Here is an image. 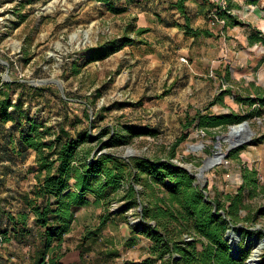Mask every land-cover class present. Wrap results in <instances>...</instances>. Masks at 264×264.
Masks as SVG:
<instances>
[{"label": "rangeland", "instance_id": "rangeland-1", "mask_svg": "<svg viewBox=\"0 0 264 264\" xmlns=\"http://www.w3.org/2000/svg\"><path fill=\"white\" fill-rule=\"evenodd\" d=\"M173 1L0 0V84L15 80L42 86L32 89L16 82L11 97L12 101L20 100L22 111L49 125L52 132L57 131L60 123L71 130L85 127L88 123L90 125V121L83 116V109L87 107L94 117L93 125L89 127L93 135H98L104 127L115 126L119 129L129 123L133 125L132 130H121L125 141L105 146L104 150L116 151L122 157L138 154L153 160L155 156L161 157V160L172 163L191 164L197 171L205 157L213 151L215 136L227 131L229 123L211 127L207 133L203 129L205 133L202 135L200 128L194 124L185 128L184 120L194 114L197 107L203 111L209 107L212 113L250 111L253 105L239 102L211 104L215 87H227L231 83L224 78L226 73L220 77L216 71L218 67L221 70L229 65L234 67V88L242 83L246 85L251 80L264 83V62L260 61L264 55V45H249L243 40L241 35L246 24L237 22V19H251L257 4L253 7L255 3L249 4V0H236L239 6L231 4L228 10L234 16L233 24L224 29L225 19L218 18L224 30V48L228 46L229 50L220 57L222 61L216 67L206 71L197 62L200 55L197 47L204 43L203 37H187L182 32L179 22L184 24L185 19ZM196 1H186L189 13ZM258 5L263 7V4ZM207 12L204 15L199 11L196 18L190 17L191 22L196 21V25L213 23ZM261 17L253 21L264 29V24L260 23ZM127 23L146 30L141 33L129 30L126 33ZM124 34L132 38L130 43L105 56L90 59L89 46ZM201 57L205 58L202 54ZM49 77L57 79L59 83L31 82ZM97 90L100 92L95 94ZM8 109L13 108L10 106ZM76 118L79 122L75 121ZM248 119L254 130L251 142L230 149L224 158L226 160L222 159L204 171V188L208 198L218 191L236 190L242 182L239 177L241 165L252 167L255 164L260 171L261 167L264 168V141L257 140L264 133V106L258 115L249 116ZM25 121L24 116L20 120L10 118L0 133V259L5 264H34L37 249L42 244L39 242V229L42 228L36 225L32 209H26L25 219V226L33 225V230L36 229L38 234L31 249L24 247V238L15 236L9 220V214L18 215L23 209V195L30 193L35 181V171L31 170L34 152L27 150L20 155L15 151L18 132ZM135 129L142 133H135ZM148 129L153 130L154 134L145 132ZM109 133L104 132L102 139H107ZM183 134L171 156L170 147ZM100 141L94 138L91 143L96 146ZM4 142H7V153H3ZM226 146L227 142L222 141L220 149L225 151ZM262 174L264 176V172ZM252 201L255 205L264 206V198L256 197ZM118 205L117 201H113L109 209L116 210ZM98 209L97 205H90L78 211L72 230L64 234L63 247L67 248L64 261L74 263L83 259L90 263L107 264L102 261L100 253L105 246L101 239L92 244L89 240L84 241L81 235L86 226L96 223ZM137 209L134 208V211ZM132 212L133 208L126 211L127 221L135 222L137 217ZM240 212L242 215L244 210ZM116 220V224L108 223L104 232L116 233L114 236L119 238L125 232V226L122 218ZM238 223L241 228L239 249L248 256L254 244L252 237L257 234L264 239V214L255 221L240 219L234 224ZM254 226L256 228L252 229ZM117 228L119 232H112ZM119 249H122L121 245ZM263 250L264 247L260 250V256ZM140 253L141 248L137 244L132 254L140 256Z\"/></svg>", "mask_w": 264, "mask_h": 264}, {"label": "trees", "instance_id": "trees-1", "mask_svg": "<svg viewBox=\"0 0 264 264\" xmlns=\"http://www.w3.org/2000/svg\"><path fill=\"white\" fill-rule=\"evenodd\" d=\"M186 1H173V5L185 19L184 24H178L188 34L204 31L209 33L208 29L190 24L191 16ZM230 5V0H227L225 8L218 6L216 11L218 18L225 19L226 23L234 20V16L228 11ZM125 30L126 33L129 30L141 33L146 28H134L127 23ZM249 38L251 42H264L261 31L252 32ZM131 41L132 38L124 34L96 46H89V57L95 59L105 56ZM75 64L73 66L76 69ZM16 82L32 89L42 86L15 80L0 84V133L8 119L14 117L20 120L24 116L26 121L18 132L15 151L20 155L27 150L34 152L31 170L35 171V181L30 193L23 195V209L18 215L9 214V220L15 236L29 239L36 234L33 225L25 226L26 209H32L36 225L42 228V244L35 264H61L60 245L63 234L70 229L74 207L88 204L91 196L96 203H102L103 209H107L101 214L95 231L108 220L111 214L109 206L113 201L123 200L125 206L139 207L133 212L137 220L127 222L133 230L145 233L151 244L149 255L138 264H246L247 256L244 251H239L238 257L231 253L232 248L225 232L240 219L255 221L264 214V206L255 205L252 201L256 197L264 198V184L260 182L259 172L255 167L241 165L242 182L236 190L218 191L208 200L205 198L206 192L194 184L193 177L176 163L156 156L153 160L140 154L122 157L116 151L103 149L125 141L121 130H132V124L119 129L115 126L104 127L98 135H93L89 132V127L93 125L94 117L85 107L83 116L90 121V125L88 123L85 127L71 130L60 123L57 131L52 132L49 125L22 111L20 100L12 101L11 93ZM243 90L235 94V99L251 107L253 105L250 111L212 113L198 108L194 114L186 117L183 126L187 128L194 124L207 133L211 127L258 115L264 106V87H256L253 91ZM227 91L231 89L218 92L211 104L222 101V96ZM98 92L100 91L97 90L95 94ZM10 106L13 109H8ZM75 121L79 122V119L76 118ZM107 131L110 132L108 138L102 139L103 133ZM145 132L154 134L150 129ZM135 133L142 132L135 129ZM183 136L184 134L179 136L170 147L171 156ZM94 138L101 140L96 146L91 143ZM257 140L264 141V133ZM6 143L2 145L3 153L8 150ZM98 145L101 149H97ZM122 206H118L116 211L123 212ZM242 210L244 213L241 215ZM130 263L136 264L132 261ZM258 264H264V250Z\"/></svg>", "mask_w": 264, "mask_h": 264}, {"label": "crops", "instance_id": "crops-1", "mask_svg": "<svg viewBox=\"0 0 264 264\" xmlns=\"http://www.w3.org/2000/svg\"><path fill=\"white\" fill-rule=\"evenodd\" d=\"M205 1L197 0L196 5L191 8L190 16L191 17L193 16V19L196 18V15L199 13V11H202V14L205 15L206 12L211 8L212 2L210 0H208V1L205 0ZM249 1L251 2L249 4L255 3L253 5V7L257 4V8L255 9V12L253 13V16L251 19H247V21L237 19V22L246 24V25H244V26H246V29H244V32L241 35L242 39L246 40L249 45H253L255 43H261L262 45H264V42H262V41L251 42L250 38H249L250 34L252 32H255V31H261L264 34V29H262V27L258 26L257 23L255 24L253 21V20H256L258 17L262 16L261 17L262 22H260V23L264 24V18H263L264 0H249ZM241 2H242V0H241ZM230 3L232 5L237 6V7L240 4L239 1H236V0H230ZM258 4H260V5L263 4V7H260ZM252 9H254V8H252ZM259 9L261 10L260 13L258 12ZM195 22L196 21L193 20V22H190V24L193 27H198L201 29H208L209 33H206L204 31V32H201L199 34H188L184 31V29L181 26L180 27L182 29V32L187 34L186 35L187 37L196 38V37H199L200 35L203 37L204 43H201V45H199L197 47V51L200 53L199 58L197 59L198 60L197 62H198V64L201 65L202 68H205V70L208 71L210 68L216 67L217 64H219V62L222 61V59L220 57L225 53V51L229 50V47L226 46V49L224 48L225 44H226L224 41H222V36H224V35H222V32L224 30L221 28V23L218 22V20H215L213 23H207L205 25L204 24L196 25L197 23H195ZM179 23L182 24L181 21ZM232 24H233V22H227L225 27H223V28L224 29L229 28ZM235 38H238V36H236ZM232 48H234V46ZM201 54L204 55L205 58H202ZM260 61L264 62V55L260 59ZM223 66H225V65H223ZM233 68L234 67L229 65V66H225V68L222 70H221V68L218 67V70L216 71L217 74L220 75V77L222 75H223L222 77H224V73H226V76L224 78H226L227 80H229L231 82L227 87H224V86L215 87L216 89L222 88V90H225L227 88L231 89V91H227L226 93H224L222 96V101H218V102L226 103V102L232 101V102L237 103V102H239L235 99V94L237 92L244 91L243 89L253 91V89L256 87H264V83H259V82L251 80V81L247 82L246 85H244L242 83L238 87L234 88V85L232 84V82H235V80H232V76H234V74L232 73ZM215 90L212 93L213 98L217 95L218 92L222 91V90H219V91H215ZM218 102H216V103H218ZM239 103H241V102H239ZM197 108H199V107H197ZM205 108H206L205 110L210 109L209 107H205ZM199 109L203 110L202 108H199ZM232 111H234L236 113H241V112H238L235 110H232ZM251 166L255 167L258 170L259 179H260V177L262 178V182H261V179H260V182L262 184H264V176L262 174V172H264V168L261 167V171H260V168L257 167L255 164H253ZM260 173H261V175H260ZM240 176H241V171L239 172V177ZM240 179H242V176L240 177ZM117 202L119 204L118 206H120L121 204L123 205L121 207V209H123V212H121L119 210H117V211L111 210V212H110L111 214H110L108 220L95 231L96 227L99 224V219L101 217V214L104 212V209H103L102 203H96L94 201V198L91 196L90 202L88 204L74 207V218L71 221L70 229L67 232H65L64 234H68L72 230L73 221L78 218V211L81 208H85V207H88L90 205H93V206L97 205L99 207V209L97 211L96 223H94L91 226H86L85 229L82 230L81 235H82L83 240L84 241L89 240V243L91 242L93 244L97 240L101 239V242H103V244L105 246L103 247V249L100 250V253H101V256L103 258L102 261L107 263V264H113V263L131 264L130 263L131 261L138 264L146 256L149 255V252H150L149 246L151 244V240L145 233L139 231L138 229L133 230L127 222L128 218H127L126 211L129 208H133V212H134V208H137L138 206H125L123 200H120ZM133 212H132V214H133ZM117 218H122L123 219L122 224L125 226V232L121 236H119V238L117 237V235L114 236V234H116V233L109 234L108 232L107 233L104 232V228L106 227V225H108V223L116 224ZM35 228H37V227H35ZM117 230H118V228L114 229V231H112V232H115ZM33 231H36V229H34ZM39 231H40V229H39ZM117 232H119V230ZM64 234H63V239H62L61 245H60V250L62 253V255L60 257L61 264H68V263H72V264H97V263H92V262L90 263V262H88V260L85 261L83 259H80L79 261H75L74 263L64 261L65 254L67 252V248L63 247V243L65 240ZM36 237H38L37 232L33 237H31L29 239H25L26 242H24V243H26V244L24 247H26L28 249H31V247L33 248V246H34L33 242L35 240H37ZM40 241L41 240L39 239V242ZM137 244H139L140 248H141L140 256H136V255L132 254V249ZM120 245L122 246V249H119ZM39 248H40V245L37 249L38 250L37 256L35 255V252H34L35 260L37 259V257L40 254ZM89 250H90V247H89ZM1 263H5V261L1 260ZM34 264H35V262H34Z\"/></svg>", "mask_w": 264, "mask_h": 264}, {"label": "water", "instance_id": "water-1", "mask_svg": "<svg viewBox=\"0 0 264 264\" xmlns=\"http://www.w3.org/2000/svg\"><path fill=\"white\" fill-rule=\"evenodd\" d=\"M49 81L59 83V81L53 77H49V78H45V79H37V80L31 81V82L43 83V82H49ZM234 126H240L239 129H241L243 127L244 132L239 134V129H238V130H236L235 135L232 138H229L227 133H229L230 130ZM253 133H254V130L251 128V125H250L248 118H244L240 121L230 123V124H228V130L226 133L221 132L215 136L216 139L213 142L214 149L211 152V154L209 156H206L205 159L203 160L204 163L206 160H208L209 163L207 162L206 166H202V165H204V163H203L201 166L198 167L197 171H194V169L192 168L193 166L191 164H184V163H176V164L178 166H181L183 169H185L191 176H194L195 179L193 180V183L199 184V187L201 189H203L204 192H206L205 191L206 189L204 188L205 180L201 179V174L203 173V171H205L208 168L212 167L213 165L221 162L223 158L228 156L230 149L238 147V146L243 145L245 143H250ZM225 136H227V137H225ZM222 141L227 142V146H226L225 151H222L220 149ZM200 146H201V144H200ZM205 198L210 200L207 197V192H206ZM251 228L255 229L256 226L251 227ZM225 237L228 239V242L231 245V248H232L230 250L231 253L234 254V256L238 257L239 251H240L239 250V244L237 242L231 241V239H232V237H234V239L238 240L241 237L240 223L231 224L230 227L226 229ZM252 238H253V243H254L259 238V236L257 234H255V236H253ZM248 242L249 241H248V235H247L246 236V243L248 244ZM260 252H259V254L256 255L255 258H251V256H252L251 255L252 251H251L250 254L245 259L246 264H258L259 260H260Z\"/></svg>", "mask_w": 264, "mask_h": 264}, {"label": "bare ground", "instance_id": "bare-ground-1", "mask_svg": "<svg viewBox=\"0 0 264 264\" xmlns=\"http://www.w3.org/2000/svg\"><path fill=\"white\" fill-rule=\"evenodd\" d=\"M240 128V126H234L231 130H230V132L229 133H227V135L229 136V138H232L234 135H235V133H236V130H238ZM227 131H225L224 133H226ZM244 132V128L242 127L241 129H239V134H241V133H243ZM225 137H227V136H225ZM207 162H208V160H206L205 161V163H204V165H202V166H206V164H207ZM209 163V162H208ZM205 174V172L203 171V173L201 174V179L202 180H205V178H203V175ZM231 241H234V242H237L238 244H239V239L238 240H236V239H234V237H232V239H231ZM264 246V239H262V238H258L255 242H254V244L252 245V249H251V251H252V256H251V258H255L256 257V255L257 254H259V252H260V250H261V248Z\"/></svg>", "mask_w": 264, "mask_h": 264}, {"label": "built area", "instance_id": "built-area-1", "mask_svg": "<svg viewBox=\"0 0 264 264\" xmlns=\"http://www.w3.org/2000/svg\"><path fill=\"white\" fill-rule=\"evenodd\" d=\"M212 2V7L211 9L207 12V16L209 17L210 21H215V20H219L218 16H217V7H221V8H225L226 4H227V0H210ZM1 27H0V36H1ZM219 90H222V88H219ZM200 131L202 133V135H204L205 131L200 128ZM223 160H226L223 158ZM1 242V241H0Z\"/></svg>", "mask_w": 264, "mask_h": 264}]
</instances>
